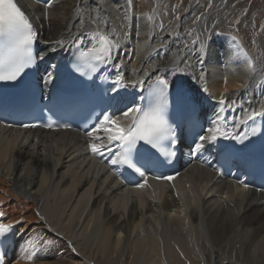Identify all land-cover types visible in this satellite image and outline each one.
I'll return each instance as SVG.
<instances>
[{"label":"bare ground","instance_id":"obj_1","mask_svg":"<svg viewBox=\"0 0 264 264\" xmlns=\"http://www.w3.org/2000/svg\"><path fill=\"white\" fill-rule=\"evenodd\" d=\"M19 1L48 54L55 45L45 41L70 40L69 33L79 35L77 29L89 36L111 29L120 45L114 63L128 83L145 80V86L157 77L181 83L207 102L213 121L219 109L212 98L227 89L235 105L224 110L229 112L226 118L219 115L222 128H233L234 118L243 117L242 109L264 105V83L243 71L245 57L237 59L234 35L226 28L239 15L236 0H190L186 9L188 0H106L98 13L100 23H93L97 12L89 11L97 0H53L50 7ZM249 19L240 30L245 39L255 27ZM237 40L254 66L264 68V33L257 51ZM83 41L88 39L77 42ZM205 49L206 79L200 80L195 52L204 55ZM184 59L193 67L179 74L173 62ZM205 87L207 93L200 91ZM136 88L130 85L133 93ZM82 147L69 132L0 128L1 218L20 234L12 252V261L18 262L6 264H264L261 194L199 168L164 184L153 183L151 192L120 190L103 168L86 160Z\"/></svg>","mask_w":264,"mask_h":264},{"label":"snow or ice","instance_id":"obj_2","mask_svg":"<svg viewBox=\"0 0 264 264\" xmlns=\"http://www.w3.org/2000/svg\"><path fill=\"white\" fill-rule=\"evenodd\" d=\"M106 0H97L94 6L89 10L97 12V16L93 17V23H100L98 13L103 11ZM131 3V0H129ZM48 6H51V0H48ZM47 18V13H45ZM179 19V17H177ZM200 17H196L199 20ZM83 25L84 21H80ZM79 35L71 36L70 40L55 39L45 41L44 43L55 45L51 48V52L55 53L58 49L62 50L66 45H73L81 37L87 38L88 43L91 45L89 50L77 49L76 53L73 54L74 62L81 61L88 71L95 74L98 70H102L103 67L111 66L116 69L120 68L119 64L114 63L115 56L114 50H118L120 45L117 40L113 39V32L105 33H93L89 36L77 29ZM191 35V32H189ZM0 37L4 40L0 43V81H16L24 73L25 69L35 63L36 57L33 56V45L37 41L38 32L35 30L33 24L30 22L28 16L21 10L20 7L14 2V0H0ZM199 40V38H197ZM197 40H193L192 43L196 44ZM231 40L234 42L235 49L234 54L237 59L240 56H244L245 60L243 71L250 75L253 80L257 77L260 78L261 82L264 83V68L254 66L253 61L247 58V53L242 49L236 36H232ZM255 43V41H253ZM188 46L185 45V48ZM201 44V48H203ZM196 63L200 64V80L206 79V73L203 70V65L207 59V50L205 49L204 55H201L199 50L195 52ZM40 60H44L45 56L41 55ZM231 57L229 58V62ZM175 71L179 74H184L186 69L192 68L193 64L190 59H184L183 61H174ZM180 63H183L185 67H180ZM76 71L80 72L81 75L87 73L81 70V66L77 63ZM149 73L144 72V76L147 77ZM51 77H49V80ZM224 82H228V77L224 76ZM123 75L117 76V79L113 81V92H118L119 88L127 87L128 84H123ZM146 83L145 80L130 81L129 84L134 89L139 85L141 87ZM247 85H241L246 87ZM151 87V85H150ZM155 87L159 89V94L155 96L145 110L140 105L128 107L123 111L122 115L124 119L129 116L132 117L130 124H123L119 118H114L110 113H102V118H99V123L96 124L91 131L87 132L88 138L94 142L89 143L88 147L94 155L103 156L105 153L109 154V163L111 165H122L127 169H130L133 173L139 175L142 178H146V169L140 162L139 158L134 155V149L138 152V142H144L147 145H151L152 148H157L158 142L166 139L168 136L172 137L171 144L175 147V132L171 131L163 117V109L167 105V94L170 88L175 87L178 95H183V84L177 83L176 81L169 82L167 79H159L155 82ZM205 93L208 92L207 87L200 89ZM213 104L219 109V112H223L225 109H233L235 101L230 99L227 89L222 92L219 98H212ZM243 117L236 116L233 123V128H222L218 123L219 112H217V121L212 123L216 126H210L207 129H203V132L207 134H198L193 138L190 146V152L192 154L200 153L206 149V145L215 144L220 139H233L238 140L241 136L246 137V133L239 132V126L247 124L249 120H254L256 117H264V105H261L260 110L253 108L249 110L247 108L241 110ZM49 128L51 124L47 125ZM27 127V126H26ZM35 127V125H33ZM62 127H69V125H62ZM257 129H252V134H255ZM169 155V153H165ZM170 155L175 156L176 152L172 151ZM156 179L172 180L171 176H159ZM147 183L137 184L136 187L144 188ZM245 190L248 189L249 185L245 183L243 185ZM4 215L0 212V217ZM10 225L0 224V237L6 236L10 231ZM28 261H33L34 257L28 255L26 257Z\"/></svg>","mask_w":264,"mask_h":264},{"label":"rangeland","instance_id":"obj_3","mask_svg":"<svg viewBox=\"0 0 264 264\" xmlns=\"http://www.w3.org/2000/svg\"><path fill=\"white\" fill-rule=\"evenodd\" d=\"M189 3H190V0L185 1L183 8L186 9V7L189 6ZM235 4L238 7H240L239 15H237L234 19L227 21L225 23L226 28H229V31L232 32L234 36H236L240 40H243L242 39L244 38L242 34L243 31H240V30H242V27L245 26V23L243 20L247 18L248 16H250L249 21L251 22L252 28L254 26L256 28L254 27L252 29V34L250 35V38L249 39L244 38L245 42L244 40L243 42L248 45L250 44V46L254 49L253 51L255 50L257 51L260 35L264 33L262 32L264 31V0H236ZM259 15L261 16L259 17ZM253 41H255V43H253Z\"/></svg>","mask_w":264,"mask_h":264}]
</instances>
